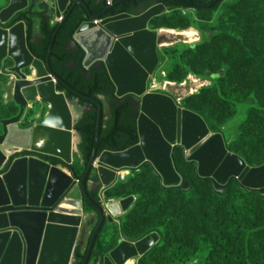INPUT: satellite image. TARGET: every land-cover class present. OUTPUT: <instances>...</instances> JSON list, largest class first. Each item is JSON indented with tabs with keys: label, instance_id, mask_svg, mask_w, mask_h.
Segmentation results:
<instances>
[{
	"label": "water",
	"instance_id": "1",
	"mask_svg": "<svg viewBox=\"0 0 264 264\" xmlns=\"http://www.w3.org/2000/svg\"><path fill=\"white\" fill-rule=\"evenodd\" d=\"M45 1L55 4L57 16L63 15L53 39L75 4H83L88 11L90 19L81 24L73 41L85 50L86 68L105 64L118 99L127 95L138 98L139 143L121 153L98 156L104 105L62 81L69 91L99 106L92 158L84 175L80 178L76 174L73 161L81 159L82 138L75 126L86 109L57 90L59 79L50 67L53 41L44 63L28 48L24 21L6 26L30 2L9 0L0 10V91L3 104L12 102L19 111L0 119V264H74L75 251L83 248L87 230L98 220L83 262L89 264L104 227L120 220L134 203L132 197L117 203L104 200L122 173L138 172L149 165L163 188L190 191V184L175 166L176 148L183 149L187 161L197 165L200 180L213 181L215 193L223 194L232 181H237L242 190L264 197V165L250 167L227 150L224 136L211 132L199 114L182 108L168 94L149 91V81L159 65V34L148 26L167 11L164 3L137 14L123 12L102 18L105 12L92 14L84 0H74L67 13L71 0ZM7 59L11 62L5 66ZM47 99L52 100L48 101L52 109L48 108L42 120L21 126L29 104L39 100L46 104ZM76 106L84 109L79 117L73 112ZM74 134L79 138L76 144ZM38 140L41 146H37ZM93 178L98 182L89 181ZM91 184L100 190V203L89 196ZM85 203L95 213H88ZM158 239L152 234L136 243L122 241L101 264L141 260Z\"/></svg>",
	"mask_w": 264,
	"mask_h": 264
},
{
	"label": "rangeland",
	"instance_id": "2",
	"mask_svg": "<svg viewBox=\"0 0 264 264\" xmlns=\"http://www.w3.org/2000/svg\"><path fill=\"white\" fill-rule=\"evenodd\" d=\"M6 1L0 0V7ZM262 4L264 0L246 2L223 0L215 11L167 8L165 13L153 18L148 26L149 29L157 30L160 37L158 41L159 65L149 81V91L168 94L182 108L190 111H192L191 108H196V105L200 110L206 109L205 117L202 116V118L207 122L211 132L221 133L224 136L227 150L243 159L244 157L235 151L242 136V126L249 119L251 112L256 113L260 121H264V80L259 81L260 76H264V16L261 17L257 9L258 18L255 16L254 20L249 14L245 19L243 11H254ZM249 21L254 22L253 28L246 24ZM203 31L212 32L211 42L220 41L225 50L222 53L223 60L220 61L218 55H215L216 58H211L216 61V64H212V70L225 65L228 73L226 79H230L231 82V79L236 78L242 94H245L247 98H255L256 101L252 106L229 103V90L222 89L224 82L221 80L223 81L224 78L217 82H210L203 77L204 73L211 69L207 65L206 57L196 60L197 55L202 56V53H207L210 49L211 42L206 44L202 39L201 32ZM247 33L252 36L246 39ZM233 49L237 52L236 56L246 54L247 59L239 61L235 57L232 58ZM10 62L11 60L7 59L4 62L5 66H8ZM26 73L28 74L29 71ZM0 96L2 101L1 91ZM102 100L104 101L105 98L103 97ZM48 106L40 100L29 104L21 126H29L41 121L47 113ZM84 109L88 110L87 107ZM18 111L19 108L16 105H8L3 114L0 112V119L14 116ZM105 113L106 120H108L109 106L107 103ZM262 133L264 138V127ZM250 144H252L251 157L264 154L262 151L264 150V139L260 144L255 142H250ZM174 161L179 174L191 185V190L187 193L179 190L161 191V181L151 177L150 172H153V169L149 166L141 168L135 174L127 172L128 175L124 179L119 180L114 188L105 193L106 202L117 203L129 197L134 199L133 205L124 216L134 211L136 206L139 207L145 198L147 206L156 205L158 210L153 217V223L159 221L161 224L155 228V233L143 238L137 229H131L130 239L124 238L119 233L123 231V224L119 220L112 225H107L98 240L97 254L102 258L109 256L122 241L136 243L152 234H157L159 239L155 257L151 258L147 254L145 258L131 261L128 264H181V261L187 258L190 260L192 258V261L197 260L198 264H220L227 259L226 256L221 257L218 248H214L217 247L216 244L209 243L205 239L208 232L199 224L202 223L201 220H204V215H207L208 225L211 224L215 230H219L223 224L227 223L231 214L237 212L236 207L239 200L236 193L239 183L232 181L223 193L224 196L219 197L213 190V181L200 180L197 177V165L186 160L183 149H175ZM73 166L78 171L82 169L81 161L77 158L73 161ZM250 166L258 167L260 164ZM90 188L91 190L96 189L93 185ZM257 200L254 229L256 233L263 234L264 203L259 198ZM142 209L145 208L142 207ZM88 213L91 212L88 211ZM169 216L177 221L174 234L176 238L170 236L168 232L174 221L172 219V222H166ZM126 224L129 225L125 222ZM95 226L96 222L87 230L85 239L82 240L83 248L86 247ZM172 240L177 241V246L172 243ZM170 249H173L177 256L188 250H196L193 251L192 257L186 255L179 258L178 256L176 261L171 259L173 262H170L169 258L166 259L163 256ZM246 253L252 254V248L247 249Z\"/></svg>",
	"mask_w": 264,
	"mask_h": 264
},
{
	"label": "trees",
	"instance_id": "3",
	"mask_svg": "<svg viewBox=\"0 0 264 264\" xmlns=\"http://www.w3.org/2000/svg\"><path fill=\"white\" fill-rule=\"evenodd\" d=\"M73 1L74 0H71L65 13H67L72 7ZM84 1L89 7V10L92 14L100 15L105 12L102 15L103 18L123 12L137 14L141 11L146 10L152 5L161 2L164 3L169 9L176 8L194 9L196 11H215L220 6L223 0H217L216 2H214L215 0H181L184 3L172 0H112V3H109L108 0ZM242 1L246 2L248 0ZM8 2L9 0H7L6 3L0 7V10L4 8L8 4ZM257 9L259 10L261 17L264 16V4H262L258 8L256 7V9L251 12L250 10H244V18L247 19L249 14L254 20L255 16L258 18L259 15L257 13ZM68 13L69 14L67 18L59 27L54 39L53 36L58 28L59 22H53L54 8L50 2L45 0H30L28 7L16 13L13 18L6 24V26H11L18 21H24L26 25L28 48L37 59L43 61L44 63L47 62L51 42L53 41L50 51V67L53 73L59 79V82L57 83V90L65 92L68 99H75L78 101V104L80 106L88 108V110L84 113L82 118L75 126L76 131L82 138L81 145L79 147L82 169L81 171H78V169H76V167L74 166V171L81 178L86 172L92 158L96 139L99 106L95 102L88 100L87 98L77 96L73 92L69 91L64 86L62 81L67 83L70 87L77 90L86 97L96 99L102 102L104 105L103 128L99 140L98 156L103 152L121 153L138 145L139 137L137 130V120L139 117V100L134 95H127V97H124L122 99H118L116 97V86L112 81L104 63H95L89 68H86L84 66L83 61L86 55L85 50L77 43L75 44V46H72L71 43L73 41L75 33L77 32L81 24L90 19L89 13L81 3L75 4ZM253 23L254 22L249 21L246 24L250 28H253ZM37 27L39 28L41 37L38 40H35ZM201 34L204 43L208 44L212 41V32L203 31L201 32ZM251 36V34L247 33L245 37L247 39ZM209 47L210 49L207 53H202V56H196V60H201L206 57L207 65L211 67V69H209L210 71L207 70L204 73L203 77L210 82H217L220 79L224 78L223 81L221 80V82H224L222 83V89H227V91L229 90V103H241L244 105L252 106L256 101L255 98H247L245 94H242L241 89L239 88V81H237L236 78L231 79V82L230 79H226L228 78V73L226 71L225 65H223L222 67L220 66L216 70L215 68L212 70V64H216V61L212 60L211 58H216L215 55H218L220 61L221 59L223 60L222 53L225 50L222 48L220 41H216L214 43L211 42L209 44ZM243 54L244 52L242 53V55ZM236 55L237 52L235 49H233L232 58L235 57L239 61H244L247 59L246 54H244L243 56ZM262 80H264V76H260L259 81ZM100 97H104L105 100L103 101L102 99H100ZM106 103L109 106L108 120H106L105 113ZM198 107L199 106L196 105L197 109L193 107L191 108V110L196 112L197 114H200L201 117H205L206 109L200 110ZM256 116V113H250L249 119L242 126V136L235 149L237 153L244 157V159H242L245 160V162L249 166L256 164H260V166L264 165V154H259L260 156L257 155L251 157L252 151L250 150V148H252V144H250V142L260 144L264 139L262 133L264 121H260ZM43 158L45 160L51 161L55 165L61 164V162L57 159L50 158L48 156H43ZM147 167L148 166H145L144 168ZM135 173L136 172L131 174ZM150 174L153 179H159L154 175L152 171L150 172ZM89 181H93L95 183L98 182L96 178H93ZM160 190L164 192L168 190H179L184 192L182 189H166L162 186ZM236 195L239 200V204L236 207L237 212L232 213L231 218L227 220V223L223 224L219 230H215L213 227H211V224L208 225V221L206 220L207 215H204V220H201L202 223H200L199 225L202 228H205L208 233L206 238L203 235L201 236L204 237L209 243L216 244L217 247L214 248H218L221 257H227V259L220 264H264V230L263 234H259L256 233L254 229L255 206L257 205L258 201L257 198H259L260 201L264 203V197L259 195L257 192H248L242 190L240 185ZM89 196L96 203H100L99 189L90 190ZM218 196L223 197L224 194H218ZM85 205L89 212L95 213V211L87 203H85ZM142 207H144L145 209H142ZM157 212L158 210L156 205L147 206L145 204V198H143L142 203L141 205H139V207L136 206L134 211L129 213L127 216H123V218L119 220V222L123 224V231H119V233L126 239H130L129 232L131 229H137L138 233L142 234L141 238L151 233H155V228L158 227L159 224H161L159 221L153 223V217ZM172 219L174 220L173 222L171 221ZM165 221L172 222V226L169 227L168 232L170 236L176 238V235L174 236V234L177 227V221L172 216L166 218ZM125 222L129 223V225H125ZM97 225L98 220L96 222V226L92 229L91 237L88 240L86 247H79L75 251L74 264H83L87 251L89 249L93 232ZM106 226L102 230L101 234L106 229ZM125 226H127L126 229H124ZM98 240L89 264H101L103 261V258L99 254H97V249L99 247ZM172 243L177 246V241L172 240ZM157 248L158 245L152 248L148 253L151 258L155 257ZM249 248H252V254L246 253L247 249ZM195 250L196 249L188 250L178 256L179 258L186 255L192 257L194 254L193 251L195 252ZM163 256L166 259L169 258L170 262H173L171 261V259L176 261L178 257L173 249H170L168 253H165ZM190 262L192 264H198V261H192V258L191 260L190 258H187L181 261V264H189Z\"/></svg>",
	"mask_w": 264,
	"mask_h": 264
},
{
	"label": "bare ground",
	"instance_id": "4",
	"mask_svg": "<svg viewBox=\"0 0 264 264\" xmlns=\"http://www.w3.org/2000/svg\"><path fill=\"white\" fill-rule=\"evenodd\" d=\"M159 38H160V37H159ZM48 101H52V100L47 99V101H46L47 106H48V104H49L48 108H49V109H52V103H50V102H48ZM54 103H55V102H54ZM75 108H76V109L73 110V112L76 113L77 117H79L80 115H82V112H83L84 109H83V108H80L79 106H76ZM46 114H47V113H46ZM78 142H79V138H78V136L75 134V135H74V143L76 144V143H78ZM41 145H42V142H41L40 140H38V141H37V146H41ZM127 175H128V173H127V172H124V173L121 174V178L124 179Z\"/></svg>",
	"mask_w": 264,
	"mask_h": 264
},
{
	"label": "crops",
	"instance_id": "5",
	"mask_svg": "<svg viewBox=\"0 0 264 264\" xmlns=\"http://www.w3.org/2000/svg\"><path fill=\"white\" fill-rule=\"evenodd\" d=\"M55 12V11H54ZM41 37V35H40V31H39V28L37 27V31H36V35H35V40H38L39 38ZM75 42L74 41H72V43H71V45L72 46H75ZM1 97V96H0ZM3 99V98H2ZM0 101H1V99H0ZM8 105H13V103H9V104H7V105H4L3 104V101H1V103H0V107L1 108H5V107H7ZM15 105V104H14ZM3 111L4 110H2V112H1V114H3ZM92 185V184H91Z\"/></svg>",
	"mask_w": 264,
	"mask_h": 264
},
{
	"label": "built area",
	"instance_id": "6",
	"mask_svg": "<svg viewBox=\"0 0 264 264\" xmlns=\"http://www.w3.org/2000/svg\"><path fill=\"white\" fill-rule=\"evenodd\" d=\"M109 3H112V0H108ZM53 8H54V11H55V4L53 3L52 4ZM63 19V15H60V16H57L56 13L54 12V19H53V22H60L61 20ZM148 89H149V86H148ZM151 92V91H150ZM121 177V176H120ZM122 180V178H121Z\"/></svg>",
	"mask_w": 264,
	"mask_h": 264
},
{
	"label": "flooded vegetation",
	"instance_id": "7",
	"mask_svg": "<svg viewBox=\"0 0 264 264\" xmlns=\"http://www.w3.org/2000/svg\"><path fill=\"white\" fill-rule=\"evenodd\" d=\"M5 108H2V110H4ZM75 135V134H74ZM186 158V157H185ZM187 160V159H186ZM190 163V162H189ZM147 166H149V165H147ZM145 167V166H144ZM151 169H152V167L151 166H149ZM93 186H95L96 187V189H94V190H97L98 188H97V186L96 185H94V184H92ZM131 262V261H130ZM129 263V262H128ZM127 263V264H128Z\"/></svg>",
	"mask_w": 264,
	"mask_h": 264
}]
</instances>
